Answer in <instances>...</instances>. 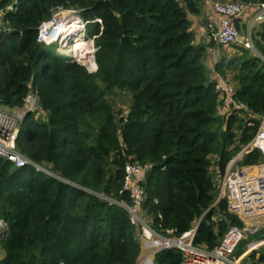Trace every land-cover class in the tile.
<instances>
[{
    "label": "trees",
    "instance_id": "trees-1",
    "mask_svg": "<svg viewBox=\"0 0 264 264\" xmlns=\"http://www.w3.org/2000/svg\"><path fill=\"white\" fill-rule=\"evenodd\" d=\"M201 1L17 0L4 13L10 32L0 33V105L21 109L30 93L36 96L16 149L55 175L0 157V264H136L139 230L116 203H132L122 191L128 164L142 172L140 212L160 235L196 229L194 243L212 251L229 227L243 226L225 199L213 206L219 184L211 165L217 159L223 175L254 137L264 114V61L229 46L233 51L208 67V51L220 45L196 40L189 16L201 13ZM57 6L100 20L86 30L95 72L37 42L38 26ZM261 24L251 41L264 57ZM82 45L76 40L70 50ZM212 70L231 79L235 101L247 111L222 107ZM117 91L131 97L123 116L108 98ZM261 160L253 150L238 164ZM254 239L241 240L234 257ZM181 262L178 250L153 256V264ZM241 262L264 264V254L253 251Z\"/></svg>",
    "mask_w": 264,
    "mask_h": 264
},
{
    "label": "built area",
    "instance_id": "built-area-1",
    "mask_svg": "<svg viewBox=\"0 0 264 264\" xmlns=\"http://www.w3.org/2000/svg\"><path fill=\"white\" fill-rule=\"evenodd\" d=\"M17 0H11L0 7V33L10 32L9 27L2 25L1 21L6 12L13 11ZM252 0H232L213 2V11L219 17L217 26L207 24V40L223 46H239L255 52L251 41V34L243 37L234 25V18L241 14ZM67 13V15H64ZM264 18V2L258 4L255 20ZM100 22L99 19L86 20L77 10L64 9L57 6L52 16L38 26L37 42L45 45H55V54H66L76 57L78 53L69 52L73 40L77 37L86 42L89 48L95 50L91 39L86 37V29L90 22ZM215 89L222 95V107L227 110L247 111V108L235 101V88L229 77H219ZM36 96L30 93L23 108L19 111L6 109L0 105V157L10 161L15 167L32 166L35 171L44 172L47 175H55L48 168L32 162L16 149V137L24 128L23 120L27 112L36 109ZM259 125L252 140L245 145L227 164L223 176L220 178L219 189L213 206L225 199L230 212L234 213L242 222L243 227L231 226L212 250L196 245L194 236L196 229L183 233L177 238H168L154 231L140 212L144 201L143 190L137 182L141 177L138 166L128 164L124 169V185L122 191L130 193L132 203L116 202L128 213L129 220L139 227L141 252L144 251L138 264H153V256L164 250H178L182 254L181 264H242L240 258L234 257V252L239 242L244 238L245 231L251 224L262 222L264 218V114L258 115ZM250 126L252 123H248ZM257 150L262 154V160L251 166H237L246 154ZM246 153V154H245ZM238 159V161H237ZM237 161V163H235ZM255 221L256 223H252ZM0 236L4 233V223L0 220ZM1 256V253H0ZM137 264V263H136Z\"/></svg>",
    "mask_w": 264,
    "mask_h": 264
},
{
    "label": "crops",
    "instance_id": "crops-1",
    "mask_svg": "<svg viewBox=\"0 0 264 264\" xmlns=\"http://www.w3.org/2000/svg\"><path fill=\"white\" fill-rule=\"evenodd\" d=\"M215 1H232V0H202L201 1V13L199 15H190L189 18L192 22V29L196 36V40L203 42V36L207 29V24H212L214 26H217L219 22V17L215 14L213 11V2ZM258 8V4L252 2L250 6H247L246 9L236 16L233 20L234 25L238 32L243 36L247 37L248 33L254 36L255 33H257L262 26V22L264 21V18L261 20H255V14ZM243 28V31H241ZM207 41V38L204 40ZM257 54H259V57L262 58L264 61V57L257 51ZM217 56V53L215 52L214 57ZM211 68L213 64L210 65ZM210 78H215L216 81L218 80V75L212 70V73L210 75ZM9 109V108H6ZM262 237L259 239H254L250 243H248L245 246L244 253L239 257L240 260H242L246 255L249 253L255 251L256 256H258L260 253L264 254V232L261 234ZM253 246V247H252ZM260 249V250H259ZM242 264H247V262H241Z\"/></svg>",
    "mask_w": 264,
    "mask_h": 264
},
{
    "label": "rangeland",
    "instance_id": "rangeland-1",
    "mask_svg": "<svg viewBox=\"0 0 264 264\" xmlns=\"http://www.w3.org/2000/svg\"><path fill=\"white\" fill-rule=\"evenodd\" d=\"M222 2H225V1H222ZM241 31H243V28H242V30ZM208 32H211L210 31V29H206V32H205V34H204V36L202 37L203 38V42H207V41H204L206 38H207V36H208ZM87 39H90V38H87ZM92 41H93V39H92ZM213 41V40H212ZM200 42V41H199ZM202 42V41H201ZM78 45H81V44H78ZM93 45H94V41H93ZM83 46L84 45H82V46H77V47H73L72 48V50H70L69 52H78V54H77V56L76 57H73V56H70L73 60H75L77 63H79V64H81V65H83L89 72H95V70L97 69V66H96V68L95 69H93L94 68V66L93 67H90L88 64H86V57H81L83 54L84 55H87V56H92L93 58H94V50L92 49V48H89L88 46L86 47V48H84L83 50H81L82 48H83ZM55 45H52V46H50V48L53 50H55ZM80 47V48H79ZM79 48V49H78ZM94 48H95V46H94ZM78 49V50H77ZM85 50H87V52H88V54H86V53H84L85 52ZM231 51H233L232 50V48H229V46L228 47H225L224 48V46L223 45H220V46H218L217 45V48L214 50V51H212L211 50V52L210 51H208V56H207V58H206V60H205V64L209 67L211 64H214V62H216L217 60H219L220 59V57L222 56V53L223 52H225V53H227V52H231ZM215 52L217 53V56H215L214 57V54H215ZM257 56H259V54H257V51H255L254 52ZM57 55H60V56H66V54H57ZM67 57V56H66ZM90 61H92L93 62V60H90ZM90 61H89V64H90ZM94 63V62H93ZM209 74L211 75V71L209 72ZM109 98V102H110V104H112V106H113V109H114V111H118V110H121V112H122V115L121 116H123L124 114H126L129 110V108H128V106H129V104H130V95H127V94H125V93H123V92H116V93H114L113 95H111L110 97H108ZM36 109H37V104H36ZM35 109V110H36ZM10 110H13V109H10ZM15 111H19V109H14ZM22 124L20 125V128H22ZM246 154V153H245ZM237 161H238V159H237ZM237 161L235 162V163H237ZM212 168H211V172H213L214 173V176H215V178H216V182H217V184H219V182H220V178L223 176L222 174H220V171H219V169H218V167H217V159H213L212 160ZM227 166V165H226ZM237 166L239 167L240 165L239 164H237ZM226 169V168H225ZM99 197L100 198H104L102 195H99ZM110 200V199H109ZM215 218H216V216H214ZM261 221L262 222H260V223H256L255 221H253L252 223H256V224H251V226H248V228L247 227H245L246 228V230L247 231H245V235H244V240H248V239H250V237L253 235V236H255V238L257 239V236L258 235H260L263 231H264V218H262L261 219ZM243 227V226H242ZM138 228V230L140 231V229H139V227H137ZM1 229V228H0ZM5 229V228H4ZM140 235V234H139ZM242 239V240H243ZM255 239V240H256ZM139 243H140V245H142V240H141V242H140V237H139ZM253 247V246H252ZM260 250V249H259ZM263 250H264V248H263ZM143 255H144V251H143V249H142V252H141V254H140V256H139V258H138V260L140 259V258H142L143 257ZM1 257V256H0ZM137 264H138V261H137Z\"/></svg>",
    "mask_w": 264,
    "mask_h": 264
},
{
    "label": "bare ground",
    "instance_id": "bare-ground-1",
    "mask_svg": "<svg viewBox=\"0 0 264 264\" xmlns=\"http://www.w3.org/2000/svg\"><path fill=\"white\" fill-rule=\"evenodd\" d=\"M76 40H81V42L83 43V45H84V47L81 49V50H83L84 48H86L87 47V44H86V42H84L81 38H79V37H77L75 40H73V42L74 41H76ZM75 52V51H74ZM76 53H78V52H76ZM84 53H86V54H88V52H87V50H85V52ZM86 57V58H91L92 60H93V62H94V68L93 69H95L96 68V63H95V61H94V58L92 57V56H87V55H82L81 57Z\"/></svg>",
    "mask_w": 264,
    "mask_h": 264
},
{
    "label": "clouds",
    "instance_id": "clouds-1",
    "mask_svg": "<svg viewBox=\"0 0 264 264\" xmlns=\"http://www.w3.org/2000/svg\"><path fill=\"white\" fill-rule=\"evenodd\" d=\"M89 24H90V23H88V25H89ZM86 30H87V29H86ZM87 38H88V37H87ZM91 40H92V39H91ZM92 42H93V41H92ZM95 50H96V48H95ZM95 50H94V51H95ZM94 61H95V60H94Z\"/></svg>",
    "mask_w": 264,
    "mask_h": 264
},
{
    "label": "water",
    "instance_id": "water-1",
    "mask_svg": "<svg viewBox=\"0 0 264 264\" xmlns=\"http://www.w3.org/2000/svg\"><path fill=\"white\" fill-rule=\"evenodd\" d=\"M64 15H67V13H65ZM4 234V233H3Z\"/></svg>",
    "mask_w": 264,
    "mask_h": 264
}]
</instances>
